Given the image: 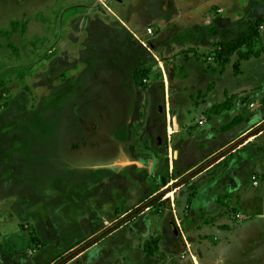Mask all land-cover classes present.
<instances>
[{"label": "rangeland", "instance_id": "obj_1", "mask_svg": "<svg viewBox=\"0 0 264 264\" xmlns=\"http://www.w3.org/2000/svg\"><path fill=\"white\" fill-rule=\"evenodd\" d=\"M249 22L260 32L240 50L247 59L219 60L220 44ZM160 89L165 153L149 137L151 152L139 163L146 169L134 171L147 172V192L167 198L136 208L126 183L96 185L77 169L83 162L63 160L64 150L83 131L77 103L120 110ZM247 127L243 138L213 148ZM177 129L185 132L176 137ZM262 132L264 0H0V264H194V256L211 264L198 244L215 240V229L238 230L221 251L228 264H264V215L253 211L264 214V171L250 172L254 164L264 170ZM191 134L199 150L208 145L201 160L216 149L207 166L229 158L212 169L220 180L208 191L218 195L209 213L195 212L194 171L184 176L169 148L173 136L192 147ZM162 174L172 183L165 190ZM182 182L187 188L175 189Z\"/></svg>", "mask_w": 264, "mask_h": 264}, {"label": "flooded vegetation", "instance_id": "obj_2", "mask_svg": "<svg viewBox=\"0 0 264 264\" xmlns=\"http://www.w3.org/2000/svg\"><path fill=\"white\" fill-rule=\"evenodd\" d=\"M14 31L18 32V30ZM139 83L141 84L135 81L137 86L140 85L139 87L145 85L142 81ZM139 100L143 101L142 109L139 107ZM115 104V102L101 104L92 99L87 103L82 101L77 103L79 106L76 109L79 110V116L75 118V122L78 121L81 125L80 129L83 131L67 144L63 160L67 164L68 159L83 162L82 167L77 169L88 179L96 180V185L107 184L112 189H118L120 184L126 183L130 197H135L137 201L132 203V207L142 208L152 201L161 202L165 200V196L161 197L159 195L161 193L151 195L146 191L143 178L148 177L147 172L134 171V167H137L136 170L143 167L135 165L133 162L135 159L144 161V157H148L146 154L151 152L152 147L149 137L155 142L158 154L161 156L165 153L164 141L167 140L169 130L164 90L160 89L158 93L152 95L144 92L139 98L134 96L129 101L130 105L124 104V109L119 107L120 110H118L116 107L118 105ZM148 131L149 133L151 131V136ZM119 160L127 161L126 164H128L125 167H116L115 164ZM134 183L139 186L135 192H139L138 195L133 193ZM159 184L164 190L171 185L164 174L160 175ZM141 199L144 201H140ZM136 211L138 209L130 208L128 212L131 214ZM94 238H97V235L92 237V240Z\"/></svg>", "mask_w": 264, "mask_h": 264}, {"label": "crops", "instance_id": "obj_3", "mask_svg": "<svg viewBox=\"0 0 264 264\" xmlns=\"http://www.w3.org/2000/svg\"><path fill=\"white\" fill-rule=\"evenodd\" d=\"M172 81H173V79H172ZM215 92H216V90H215ZM250 130H252V129L251 128L248 129V127H247V129H245L244 131H242L241 133H239L237 136H235L234 138H232L228 142L223 143V140H222L221 142H219V144H215L214 146L212 144V146H213V148L217 147L216 149L226 148L227 146L233 144V142H235L236 139H238L240 136L242 137L244 134L248 133ZM184 132H185L184 129H177V132L175 133L174 136L177 137V136L183 134ZM194 132H195V129H194ZM196 132L198 133V130H196ZM148 133H149V131H148ZM263 133L264 132H262L261 134L257 135V137H256L257 140H258L259 137L263 136ZM149 135H151V131H150ZM208 135H210V134L208 133ZM221 135H222V133H221ZM174 136L171 138V139H173V142L170 144L169 148H170V150H173V148L175 149L174 150V158H175L176 161H178L180 163V166H179V164L177 165L178 168L180 169V171H183V175L184 176H187V177L190 176L189 174L194 171V173H192V176L193 177H191L192 180L190 179L191 180L190 181V187L196 185L197 189L199 190V193H197V195H195L192 198L194 210L197 213V212L200 211V209H204V210H206L205 213H209L212 204L215 201L218 202V200H217L218 195H214L213 196L212 194H209V192H208L209 190H210V192H212L214 185H211V183H214L215 180L217 179V175L212 174V169L214 168V166H217L218 164H223V162L225 160L227 162V159H229V158L226 157V156H223L222 158H220L219 160H217L215 162V164H212L211 166H207L211 162V159L215 156L216 151L215 152H213V151L216 150V149H213V151L211 152L210 155L206 156L204 158V160L203 159L201 160V158H199V155L201 156L202 154H204L203 153L204 151L207 152L208 149H209L207 147L208 146L207 143H205L204 148L202 150H199L197 148V144H196L197 141H198V140L196 141V135H193L192 136V134H191L189 136L190 137V141L192 142V147H191V143H189L188 146L186 145L187 138H177V139H175ZM208 140H210V138H206V141H208ZM208 143H211V141H209ZM173 145H175V147ZM240 148L236 149V151H238ZM197 149H198V152H197ZM232 153H234V152H232ZM172 155H173V153H172ZM197 159H199V160H197ZM193 161H195V163L191 166V163ZM142 162H144V161H142V159H135V161L133 163L135 165H138L139 166V163L141 165H143ZM181 163H182V165H181ZM189 164H190V167L187 166ZM201 164L202 165L205 164V165L203 167L199 168V166H201ZM254 165H255V168H252V170L250 171L251 173L257 172V171H262V172L264 171V170H261L262 169V166L256 165V164H254ZM205 166H207V167L204 168ZM202 168H204V169L201 170ZM197 171H199V172L197 173ZM183 179H181V180H183ZM217 180H220V176H219V179H217ZM186 183L187 182H184V183L182 182V184L179 185L178 187H176L175 189L181 190V189L187 188L188 185ZM258 184H260V182H258ZM238 189H240V187ZM252 189H253V186H252V188H250V190L252 191ZM231 190L230 191H227V192L228 193H231L232 192ZM241 190L243 191L242 188H241ZM148 193L150 194V192H148ZM201 193H208L209 195L208 196L205 195V196H207V198H205V200H202L201 201L198 198L199 195L201 196ZM234 193H236V192H234ZM243 193H244V191H243ZM234 196L235 195H233V197ZM244 197H246V194L244 195ZM165 198H167V197H165ZM244 207L246 208V206H244ZM253 211L257 215H261V217L264 215L263 214V210L260 209V208H258L257 210H253ZM221 212H222V208L220 209L219 214H221ZM126 214L127 213L123 214L122 216H125ZM260 220H263V219L260 218ZM207 234H210V233H207ZM212 235L215 237V240L214 239L213 240L210 239V241H208V239H202L201 240V243H199L198 245H200L202 247L201 249L203 250V252H205L207 254V256H205V257H207V261L211 262V264H228L227 263V259L225 258V256L222 254L221 251H223V249L225 248V246H233V245H231L232 243H228V245H226V243L228 241H231L232 239H236V236L238 235V230L233 229V230L229 231V230H219V229H215L212 232ZM210 243H212V245ZM197 257L194 256V259H193L194 260V264H201L202 262H199ZM231 264H234V263L232 262Z\"/></svg>", "mask_w": 264, "mask_h": 264}, {"label": "trees", "instance_id": "obj_4", "mask_svg": "<svg viewBox=\"0 0 264 264\" xmlns=\"http://www.w3.org/2000/svg\"><path fill=\"white\" fill-rule=\"evenodd\" d=\"M239 34L234 37L230 42L221 43L220 49L217 50V58L225 60L239 53L243 59H247L245 54L240 53L241 48L251 46L255 39H259V25L252 22L239 24ZM138 84H141L137 81Z\"/></svg>", "mask_w": 264, "mask_h": 264}, {"label": "built area", "instance_id": "obj_5", "mask_svg": "<svg viewBox=\"0 0 264 264\" xmlns=\"http://www.w3.org/2000/svg\"><path fill=\"white\" fill-rule=\"evenodd\" d=\"M153 29L152 28H150V29H148V35H150V36H152L153 35Z\"/></svg>", "mask_w": 264, "mask_h": 264}, {"label": "water", "instance_id": "obj_6", "mask_svg": "<svg viewBox=\"0 0 264 264\" xmlns=\"http://www.w3.org/2000/svg\"><path fill=\"white\" fill-rule=\"evenodd\" d=\"M171 77H172V79H173V77H174V72H172ZM172 79H171V80H172ZM193 175H194V174H193Z\"/></svg>", "mask_w": 264, "mask_h": 264}]
</instances>
